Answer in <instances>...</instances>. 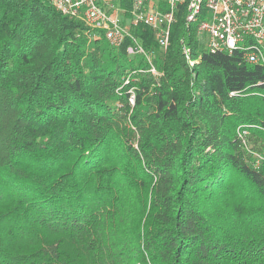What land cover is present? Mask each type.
<instances>
[{
  "label": "trees",
  "instance_id": "16d2710c",
  "mask_svg": "<svg viewBox=\"0 0 264 264\" xmlns=\"http://www.w3.org/2000/svg\"><path fill=\"white\" fill-rule=\"evenodd\" d=\"M132 34L0 0V264H264V64Z\"/></svg>",
  "mask_w": 264,
  "mask_h": 264
},
{
  "label": "built area",
  "instance_id": "2783aa9c",
  "mask_svg": "<svg viewBox=\"0 0 264 264\" xmlns=\"http://www.w3.org/2000/svg\"><path fill=\"white\" fill-rule=\"evenodd\" d=\"M45 1L63 15L83 21L91 37L102 34L114 46H119L127 36L137 41L132 27L143 24L155 31L160 45L166 49L171 27L182 14L187 29H196L207 50H225L230 54L241 51L247 62L264 64V0ZM129 52L144 50L136 44L129 47ZM184 52L190 57L188 46H184Z\"/></svg>",
  "mask_w": 264,
  "mask_h": 264
}]
</instances>
